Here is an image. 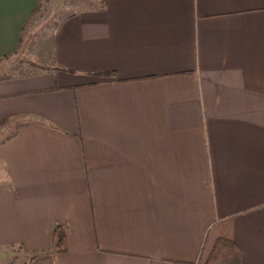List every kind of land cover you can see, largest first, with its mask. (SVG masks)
<instances>
[{"label": "crops", "instance_id": "obj_1", "mask_svg": "<svg viewBox=\"0 0 264 264\" xmlns=\"http://www.w3.org/2000/svg\"><path fill=\"white\" fill-rule=\"evenodd\" d=\"M39 1L0 0V61ZM52 42L0 75V258L206 264L227 238L264 264V0H101Z\"/></svg>", "mask_w": 264, "mask_h": 264}, {"label": "rangeland", "instance_id": "obj_2", "mask_svg": "<svg viewBox=\"0 0 264 264\" xmlns=\"http://www.w3.org/2000/svg\"><path fill=\"white\" fill-rule=\"evenodd\" d=\"M101 0H40L27 22L16 53L0 61V75H18L38 71L51 64L53 33L66 16L98 6ZM33 258L14 250L0 258V264H32Z\"/></svg>", "mask_w": 264, "mask_h": 264}, {"label": "trees", "instance_id": "obj_3", "mask_svg": "<svg viewBox=\"0 0 264 264\" xmlns=\"http://www.w3.org/2000/svg\"><path fill=\"white\" fill-rule=\"evenodd\" d=\"M104 74L107 75L111 73ZM65 239L66 228L64 225H57L53 232V247L51 252L53 253L65 250ZM43 255L44 254H37L33 256V263L37 259L43 257ZM206 264H242V251L232 240L219 238L208 256Z\"/></svg>", "mask_w": 264, "mask_h": 264}]
</instances>
